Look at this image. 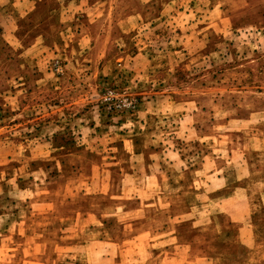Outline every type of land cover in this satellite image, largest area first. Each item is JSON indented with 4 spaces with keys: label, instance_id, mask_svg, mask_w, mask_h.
I'll use <instances>...</instances> for the list:
<instances>
[{
    "label": "rangeland",
    "instance_id": "1",
    "mask_svg": "<svg viewBox=\"0 0 264 264\" xmlns=\"http://www.w3.org/2000/svg\"><path fill=\"white\" fill-rule=\"evenodd\" d=\"M263 110L264 0H0V264L203 255L192 246L173 259L172 243L232 222L206 210L205 174L217 156L231 172L237 142L257 141L264 160V113L251 114ZM230 118L249 127L224 133ZM122 137L162 150L160 183L123 180L141 170L111 148ZM244 184L259 209V184ZM240 216L264 222V212ZM251 263L264 264V242Z\"/></svg>",
    "mask_w": 264,
    "mask_h": 264
},
{
    "label": "crops",
    "instance_id": "2",
    "mask_svg": "<svg viewBox=\"0 0 264 264\" xmlns=\"http://www.w3.org/2000/svg\"><path fill=\"white\" fill-rule=\"evenodd\" d=\"M260 113H264V110L255 111L251 114L253 116L259 115ZM248 121V118H230V120L226 121L224 124H219V127H227V129L223 131L224 133H241L249 127ZM112 147L116 151H118L120 148H123L124 151L130 154L129 156L132 160L131 165L128 167H131L133 162L134 167H137L141 170L135 172H126L124 174L125 176H123L124 181L128 180V176L129 178L135 177L139 179L144 177L145 179L151 178L152 180H156L158 183L163 180L164 173L162 167L164 166V159L158 157L161 156V149L158 150L156 148L154 152H142L143 150L138 152L139 149H135L136 144L133 141V138L126 139L125 137H122V141L113 144L111 148ZM144 148L147 147L145 146ZM260 155L261 148L257 141H253L251 145L237 142L234 143V147L228 151V159L225 161L226 164L233 165V170H231V172H229L228 167L223 164L224 162L219 160L221 158L220 156H217L215 159H213V165L217 171L211 175H207V173L205 174V176L211 177H207V186L202 192L204 206H206V210L209 213L217 212L231 215L232 222L227 224L219 223L222 233H217V230L214 231V229H212L214 233L207 239L201 240L193 238L195 245H192L193 242L186 244L181 243L179 239L176 238L172 243V245L177 247V251L172 255L173 259H177L179 256L182 257L180 250L182 252L183 249H187V252H189L191 251L192 246H195V251H203L204 254H195L194 257L189 255L181 262L184 264H217L216 260H218L219 264H252V251L256 246L264 242V240L259 239V237H261L260 230L264 227V222H251V224H248L250 226L249 228L248 225L246 226L244 222H241L242 217L240 215L242 214L250 217L253 214L264 212V160L258 159ZM207 156L208 154L203 156L204 166L207 165V162H205ZM114 158H116V156L111 157L112 160L108 162L109 165L111 164L109 169H112L111 166L113 164L118 163V161H115ZM153 166L157 167L155 170L156 173L150 171ZM202 170H204V167H199L196 169L193 168L190 171H188L187 168H184L185 174H187V176H189L191 179H193L191 172L196 173ZM110 175L111 176L109 179L113 180L114 176L112 173ZM248 181H255L257 184H259L260 189L258 193L261 199L259 209H251L248 198L249 187L247 184H244V182L247 183ZM215 206L217 210L213 211L211 208ZM129 212L130 210H126V213ZM90 214L91 213H89V215ZM94 216L96 215L94 214ZM144 218L145 215L140 216V219ZM146 231L147 230L144 229L142 232L144 233ZM142 232H139L134 236L141 239L140 236L143 235ZM223 235L227 237H224ZM150 240L151 242H147L150 243L153 248H156V246L160 244L159 239L156 237H153ZM141 243H143L142 240L139 241V244ZM110 254L111 258L109 259L113 260L117 264L129 261V259L126 257L127 255L120 253L122 255L120 257L118 251H116L114 254L111 251ZM147 260L145 263H149ZM150 263H152L151 260Z\"/></svg>",
    "mask_w": 264,
    "mask_h": 264
},
{
    "label": "built area",
    "instance_id": "3",
    "mask_svg": "<svg viewBox=\"0 0 264 264\" xmlns=\"http://www.w3.org/2000/svg\"><path fill=\"white\" fill-rule=\"evenodd\" d=\"M111 98H112V97H111L110 95L107 97L108 100H111Z\"/></svg>",
    "mask_w": 264,
    "mask_h": 264
}]
</instances>
